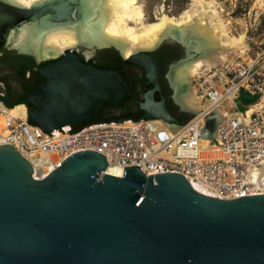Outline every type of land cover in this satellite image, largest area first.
I'll return each instance as SVG.
<instances>
[{
	"label": "water",
	"instance_id": "1",
	"mask_svg": "<svg viewBox=\"0 0 264 264\" xmlns=\"http://www.w3.org/2000/svg\"><path fill=\"white\" fill-rule=\"evenodd\" d=\"M82 6L81 0H46L21 8L0 0V47L40 61L29 42L9 46L10 33L24 23L36 33L79 20ZM173 41L126 58L107 47L153 85L141 104L143 119L183 122L153 98L159 89L153 52ZM37 73L36 82L44 81L26 94L27 113L46 131L82 124L103 105L120 102L129 87L120 72L87 63L74 49ZM214 128L208 126L210 136ZM107 168L102 153L80 148L35 179L30 161L0 143V264H264V194L223 200L177 172L146 175L132 165L115 176Z\"/></svg>",
	"mask_w": 264,
	"mask_h": 264
},
{
	"label": "built area",
	"instance_id": "2",
	"mask_svg": "<svg viewBox=\"0 0 264 264\" xmlns=\"http://www.w3.org/2000/svg\"><path fill=\"white\" fill-rule=\"evenodd\" d=\"M191 82L207 109L189 114L181 124L129 117L46 131L30 123L26 113L6 119L0 143L11 144L30 161L35 179L84 148L102 153L108 166L123 170L138 165L146 175L180 173L202 192L223 200L264 194L257 178L264 166V49L204 69ZM243 93L254 98L240 110L236 99ZM219 107L224 109L222 120L213 114ZM6 109L0 101V114Z\"/></svg>",
	"mask_w": 264,
	"mask_h": 264
},
{
	"label": "bare ground",
	"instance_id": "3",
	"mask_svg": "<svg viewBox=\"0 0 264 264\" xmlns=\"http://www.w3.org/2000/svg\"><path fill=\"white\" fill-rule=\"evenodd\" d=\"M17 7H31L46 0H5ZM81 19L69 23L54 24L33 33V25L24 23L18 32L12 31L8 45L14 48L29 42L33 52L41 58L56 56L66 49L81 46L107 48L114 45L123 57L151 49L163 39L171 37L181 42L188 51L193 46L194 57L171 67L169 78L175 89V98L192 113L207 109L197 96L192 78L204 69H211L223 62L233 61L246 51L245 35H234L230 21L223 17L224 8L216 0H192L189 8L178 16L160 13L154 21H148L140 0H81ZM189 53V52H188ZM189 55V54H188ZM23 105L4 110L0 114V133H4L7 118L24 117ZM217 119H223L224 109L213 111ZM106 172L122 176L123 169L108 166ZM258 182L264 188V166L257 171Z\"/></svg>",
	"mask_w": 264,
	"mask_h": 264
},
{
	"label": "flooded vegetation",
	"instance_id": "4",
	"mask_svg": "<svg viewBox=\"0 0 264 264\" xmlns=\"http://www.w3.org/2000/svg\"><path fill=\"white\" fill-rule=\"evenodd\" d=\"M180 43L178 41L165 42L153 52L157 63L159 86V89L153 92V98L156 102L162 101L167 111L174 118L182 121L190 114L191 110L184 107L175 98V89L169 78L171 67L187 60L186 57H188V51L185 52V48ZM79 48L74 51L81 55L87 63L103 69L117 70L129 84L127 94L120 102L103 105L96 114L110 119L142 118L147 114L141 109V104L144 102L145 94L153 88V85L144 77V71L141 68L131 63L111 61L116 53L112 48V50L109 48L96 49L91 52L94 55L87 58L83 49H89V51L91 49L88 47ZM66 50L56 56L41 58L40 61H37L35 56L22 55L15 50L0 47V99L7 103L19 102L18 105H23L27 110L31 109L26 102V94L38 88L44 81L41 79L40 83L36 82L38 69L57 60ZM151 120L164 119L154 118Z\"/></svg>",
	"mask_w": 264,
	"mask_h": 264
},
{
	"label": "rangeland",
	"instance_id": "5",
	"mask_svg": "<svg viewBox=\"0 0 264 264\" xmlns=\"http://www.w3.org/2000/svg\"><path fill=\"white\" fill-rule=\"evenodd\" d=\"M224 8L223 17L230 21L231 32L234 35L244 34L246 51L250 55L264 49V0H216ZM145 17L154 21L155 17L164 13L178 16L184 9L189 8L192 0H140ZM112 50L111 48H109ZM89 49H83L86 55ZM189 58L194 57L193 46H188ZM188 57H186L187 59ZM240 110L246 106L241 97L236 99Z\"/></svg>",
	"mask_w": 264,
	"mask_h": 264
},
{
	"label": "trees",
	"instance_id": "6",
	"mask_svg": "<svg viewBox=\"0 0 264 264\" xmlns=\"http://www.w3.org/2000/svg\"><path fill=\"white\" fill-rule=\"evenodd\" d=\"M111 61H113V62H117V63H125V62L122 60V58H121L117 53H115V55H114V57L111 59ZM242 95L247 96V95L244 94V93H243ZM242 95H241V97H242ZM253 98H254V97H250V96H249V100H250V101H252ZM18 104H19V102H10V103H8V107H9V108H13L14 106H16V105H18ZM108 119H110V118H107V117H105V116H103V115H99V114H96V113H95L90 119H88L87 121L83 122L82 124H87V123L97 122V121H103V120H108ZM136 119H138V118H136Z\"/></svg>",
	"mask_w": 264,
	"mask_h": 264
},
{
	"label": "crops",
	"instance_id": "7",
	"mask_svg": "<svg viewBox=\"0 0 264 264\" xmlns=\"http://www.w3.org/2000/svg\"><path fill=\"white\" fill-rule=\"evenodd\" d=\"M242 99H243V101L245 102V103H248V102H250V100H249V97L248 96H244V95H242V97H241Z\"/></svg>",
	"mask_w": 264,
	"mask_h": 264
}]
</instances>
